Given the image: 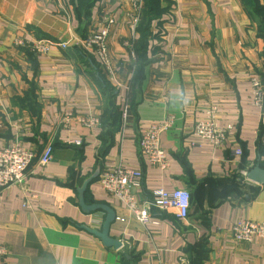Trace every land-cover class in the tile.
I'll return each instance as SVG.
<instances>
[{"label":"crops","instance_id":"obj_1","mask_svg":"<svg viewBox=\"0 0 264 264\" xmlns=\"http://www.w3.org/2000/svg\"><path fill=\"white\" fill-rule=\"evenodd\" d=\"M161 6L168 10L151 20L140 64L143 0L91 2L87 31L103 16L115 20L106 69L78 44L73 0H0V149L19 143L35 153L23 181L0 191L5 264H127L129 254L134 264H264V239L240 242L232 234L237 220L264 221V185L246 177L255 163L264 168V105L252 103L250 85L255 75L264 88L256 18L240 0ZM43 38L66 48L37 54L30 44ZM211 110L226 130L219 147L192 132ZM167 115L174 122L159 135L168 162L162 170L149 164L139 140ZM46 145L51 159L41 165ZM118 164L142 173L134 190L139 207L155 188L188 189L187 218L150 207L148 222H139L97 181ZM80 197L113 211L108 235L120 247L91 233L101 230L106 212L82 210Z\"/></svg>","mask_w":264,"mask_h":264},{"label":"built area","instance_id":"obj_2","mask_svg":"<svg viewBox=\"0 0 264 264\" xmlns=\"http://www.w3.org/2000/svg\"><path fill=\"white\" fill-rule=\"evenodd\" d=\"M115 24L112 16H103L100 27L87 31L86 35L78 41L79 46L97 58L99 63L106 69L111 66L108 54L107 38ZM30 48L37 54H46L53 48H66V43L50 38L36 39L31 42ZM252 103L259 108L264 105V88L258 76L250 77ZM128 107L124 105L121 112L122 120L125 121ZM216 113L211 110L205 119L197 120L192 128L193 134L199 139H204L214 146H222L226 140V130L216 124ZM91 122H96L95 119ZM174 118L167 115L160 122L150 125L141 135L139 149L146 156L150 165L159 169L167 167V156L159 143L160 133L167 131L173 125ZM260 142L264 146V127L260 133ZM52 148L50 145L43 147L39 163L45 165L51 159ZM236 154L241 150L236 149ZM34 151L25 148L19 143L6 145L0 149V191L10 185L21 183L25 177V171L34 158ZM142 173L137 168H131L122 164L104 168L98 175L97 181L100 187L110 196L123 203L141 223L149 220V209L174 208L176 216L185 220L190 207V192L185 188L165 190L155 188L152 191V199L139 207L135 200L134 190L140 187ZM232 234L236 241L253 242L256 239H264V221L252 222L248 219H240L234 222ZM6 247L0 243V264L4 263Z\"/></svg>","mask_w":264,"mask_h":264},{"label":"trees","instance_id":"obj_3","mask_svg":"<svg viewBox=\"0 0 264 264\" xmlns=\"http://www.w3.org/2000/svg\"><path fill=\"white\" fill-rule=\"evenodd\" d=\"M93 0H73L74 2V10L77 13L79 26L76 29V33L83 38L87 33V25L89 22L88 16L85 14L86 9L90 6ZM245 11L251 17L256 18L257 21V34L264 40V5H261L257 0H240ZM143 12L142 19L139 22V32L141 34V39L138 42L136 47V53L140 57V64L145 63L142 52L145 48V37L148 33L149 24L152 19H155L160 16L162 12L168 10L166 7L161 6V0H143ZM91 62V65L94 67L97 72V78L104 82V78L101 75L100 71L97 69V65L94 63L91 57H88ZM123 260L126 261L127 264H134L131 258V254L127 256H123Z\"/></svg>","mask_w":264,"mask_h":264},{"label":"water","instance_id":"obj_4","mask_svg":"<svg viewBox=\"0 0 264 264\" xmlns=\"http://www.w3.org/2000/svg\"><path fill=\"white\" fill-rule=\"evenodd\" d=\"M247 179L260 184L264 185V168H261L259 166V163H255L253 167H251L248 172L246 173ZM84 188V187H83ZM82 191V190H80ZM79 206L81 207L82 210L84 211H94L97 209H102L104 210L105 217L101 226L100 231H91L94 235L100 238L102 243L107 246V247H114L118 248L121 245V242L117 239H113L108 235V230L110 223L114 220L115 216L114 213L111 209H109L107 206L104 205H98V204H92V205H85L83 202V199L80 197L79 199Z\"/></svg>","mask_w":264,"mask_h":264},{"label":"rangeland","instance_id":"obj_5","mask_svg":"<svg viewBox=\"0 0 264 264\" xmlns=\"http://www.w3.org/2000/svg\"><path fill=\"white\" fill-rule=\"evenodd\" d=\"M133 4L135 5V2L133 1ZM138 4V2H136V5Z\"/></svg>","mask_w":264,"mask_h":264}]
</instances>
